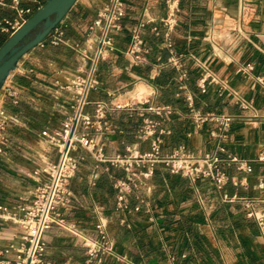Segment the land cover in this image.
<instances>
[{"label":"crops","instance_id":"1","mask_svg":"<svg viewBox=\"0 0 264 264\" xmlns=\"http://www.w3.org/2000/svg\"><path fill=\"white\" fill-rule=\"evenodd\" d=\"M19 1L22 7L35 8L46 0ZM106 1L76 0L57 25L62 41L52 45L47 37L43 46L23 54L5 78L18 97L16 104L6 101L13 119L8 125L11 144L0 155V204L14 207L29 201L38 184L31 177L45 181L42 168L57 160V148L48 137L61 132L75 114L79 81L87 79L98 45L99 31L91 26ZM122 1L121 29L112 30L113 48L95 63L98 87L87 91L82 104L87 115L94 113L96 102L108 105L109 129L95 135L97 142L106 155L124 154L128 146L148 150L149 140H138L136 131L143 117L158 118L144 110L157 105L171 108L160 119L171 131L163 136V151L181 144L197 155L211 151L209 131L214 125L192 124L178 72L166 65L169 53L160 23L168 13L165 0ZM173 5L177 23L171 38L175 50L184 54L188 71L182 84L197 108L236 117L224 144L228 154L247 160L249 168L221 166L229 176L222 188L157 168L144 186L125 196L132 208L127 213L116 208L114 187L123 170L96 161L78 146L75 155L82 159L68 182L71 202L62 211L66 226L54 225L43 234L46 258L53 264H94L88 262L81 236L70 228L97 238L100 219L106 222L113 253L99 264H264V239L256 223L246 218L242 202L248 198L256 209L264 207V162L258 160L264 156V91L259 81L264 83V0H173ZM0 15L11 18L15 13L3 7ZM143 21L144 52L135 65L128 48L132 30ZM191 56L251 100L257 116L248 117L251 112L241 109L233 96L220 94L217 85L201 92L196 86L200 66ZM128 101L144 103L134 109L117 107ZM84 132L92 133L78 125L76 133ZM146 205L150 212H143ZM122 219L130 227L121 224ZM20 233L18 226L0 219V264L15 260ZM11 244L14 249L5 253Z\"/></svg>","mask_w":264,"mask_h":264},{"label":"built area","instance_id":"2","mask_svg":"<svg viewBox=\"0 0 264 264\" xmlns=\"http://www.w3.org/2000/svg\"><path fill=\"white\" fill-rule=\"evenodd\" d=\"M31 1L38 2V0ZM165 2L168 13L166 17L160 20V23L164 27L163 47L169 53L166 65L178 72L177 80L181 83L179 88L183 90L182 97L187 106L192 124L196 128L204 124L214 125L209 131L210 137L214 141L213 149L202 155H197L181 144L171 151H163V136L171 131L162 126L160 119L164 117L165 113H170L171 108L169 106L148 105L144 110L158 118L143 117L136 131V138L142 141L149 140V149L141 152L134 147L128 146L124 154L106 155L104 153L102 145L97 142L95 135L109 129L107 120L108 105L105 102H96L92 115L83 114L81 110L87 91L89 89L95 90L98 87V82L93 77L95 63L98 58L105 56L113 48L112 30L121 29L120 20L125 15V5L122 0H107L105 5L98 11L91 26V29L96 28L99 31L98 44L101 43V46L98 47L97 45L96 47L87 79L79 81L80 91L78 92L79 97L75 114L72 119L64 123L61 132L48 137L49 142L57 148V160L47 163L42 168L41 171L46 176L45 181L40 182L37 177H31L38 184L31 191V199L29 201L17 204L14 207L0 204V219L19 227L22 241L21 246L15 250V260L4 259L1 264H53L46 258L43 234L54 225L66 226L62 211L71 202L68 182L75 174L79 161L82 159L75 155L78 146L83 147L96 161L107 163L109 166L123 170L124 177L116 179L114 187L117 190L116 208L127 213H130L132 208L125 202V196L144 186L146 179L152 177L157 168H162L170 174L188 179L209 180L217 188H222L229 181V176L221 169V166L235 164L239 170L249 168L247 160L228 154L224 144L228 138L231 124L236 117L229 113L197 108L194 104L193 95L185 90V86L182 83L188 77L187 63L184 54L175 50L171 38L177 23L176 6L173 5V0H165ZM42 4L38 2V5L32 8L22 7L19 0H0V10L3 7H8L15 13L11 18L0 15V46L2 44L1 37H8L19 29L26 19ZM144 26L145 22L143 21L132 30L128 53L132 56L135 65L141 62L142 53L144 52L143 39L140 35V30ZM152 31L155 34L159 33L157 26L152 27ZM47 37H49L50 44L57 45L62 41V31L56 26ZM44 42L45 40L38 45L43 46ZM191 58L200 66L196 86L201 92H205L208 85H217L220 94L226 93L233 96L241 109L251 112L248 117L255 118L257 116L251 100L240 97L231 89L227 80L219 78L194 56H191ZM247 69L252 70L253 67L249 66ZM259 81L263 84L264 91L262 79H259ZM17 97L18 93L10 83L4 82L1 85L0 155L4 154L11 144L8 125L13 117L7 108L6 101L9 100L12 104H16ZM143 103L128 101L117 105V107L134 109L138 104ZM74 120H76V125L72 130ZM78 125H82L84 129L90 130L92 133L77 134L76 128ZM258 160L264 162V156L258 157ZM33 174L38 176L39 172L34 171ZM139 201L143 202L142 199ZM262 201L264 202V198ZM242 202L246 218L256 223L264 239V207L256 209L254 201L248 198H243ZM143 212H150L147 205L143 208ZM121 224L130 227L125 219L121 220ZM70 230L81 236L85 252L88 255V262L99 264L103 256L113 253V247L106 231V222L103 219H100L96 224L97 238L80 235L72 227ZM11 249H14L12 244L4 252L8 253ZM262 254L264 256V246Z\"/></svg>","mask_w":264,"mask_h":264},{"label":"water","instance_id":"3","mask_svg":"<svg viewBox=\"0 0 264 264\" xmlns=\"http://www.w3.org/2000/svg\"><path fill=\"white\" fill-rule=\"evenodd\" d=\"M76 0H46L0 46V87L20 57L45 40ZM101 43L98 44V47ZM76 125L73 121L72 130Z\"/></svg>","mask_w":264,"mask_h":264},{"label":"trees","instance_id":"4","mask_svg":"<svg viewBox=\"0 0 264 264\" xmlns=\"http://www.w3.org/2000/svg\"><path fill=\"white\" fill-rule=\"evenodd\" d=\"M44 2H45V1H44ZM44 2H43V3H44ZM6 39H7V36H2V37H1V41H2V43H3Z\"/></svg>","mask_w":264,"mask_h":264}]
</instances>
